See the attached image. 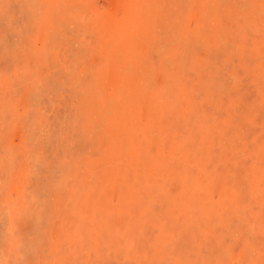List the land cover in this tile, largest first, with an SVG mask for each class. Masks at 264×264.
Segmentation results:
<instances>
[{
  "label": "rangeland",
  "instance_id": "374dc122",
  "mask_svg": "<svg viewBox=\"0 0 264 264\" xmlns=\"http://www.w3.org/2000/svg\"><path fill=\"white\" fill-rule=\"evenodd\" d=\"M0 264H264V0H0Z\"/></svg>",
  "mask_w": 264,
  "mask_h": 264
}]
</instances>
